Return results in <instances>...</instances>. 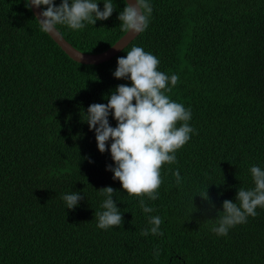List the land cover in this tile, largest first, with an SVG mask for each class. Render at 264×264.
Segmentation results:
<instances>
[{"label":"trees","instance_id":"trees-1","mask_svg":"<svg viewBox=\"0 0 264 264\" xmlns=\"http://www.w3.org/2000/svg\"><path fill=\"white\" fill-rule=\"evenodd\" d=\"M112 2L109 19L57 31L80 52L106 51L125 34L117 17L126 2ZM149 3L143 33L109 61L83 65L40 30L25 0H0V264H264V208L227 236L211 231L222 202L254 187L250 168L264 169V0ZM133 46L179 76L168 95L191 110L194 129L164 165L158 199H145L151 214L113 180L110 153L86 123L89 105L131 85L113 72ZM106 186L123 224L102 230L95 213ZM71 192L84 196L73 210L62 199ZM149 215L161 217L162 236L140 235Z\"/></svg>","mask_w":264,"mask_h":264},{"label":"clouds","instance_id":"clouds-1","mask_svg":"<svg viewBox=\"0 0 264 264\" xmlns=\"http://www.w3.org/2000/svg\"><path fill=\"white\" fill-rule=\"evenodd\" d=\"M98 3L99 0H61L56 6L54 0H25V7L29 10L44 7L35 20L41 31L52 35L56 33L57 25L80 31L86 23L95 25L97 20L109 19L116 10L112 0H103V10ZM152 11L149 0H132L125 3L117 18L125 33L135 35L148 28ZM116 63L114 78L129 80L131 85H118L107 97L106 104L89 105L86 123L89 130L94 131L98 151L104 153L107 150L110 153L114 166H108L106 170L113 173V180H118L122 190L139 200L143 213L151 214L154 208L147 205L145 199H158L164 165L176 163L177 151L191 139L194 132L188 123L191 110L170 99L168 93L179 83V76L160 71V61L155 55L133 46L126 56L118 57ZM110 114L116 121L115 127L109 123ZM250 173L254 187L248 190L239 188L235 203L228 199L222 202L220 212L223 215L217 226L211 229L217 236H227L231 228L246 223L248 217L254 218L257 208H264V169L254 165ZM173 175L176 183L180 184L182 177L179 171ZM99 192L105 199L101 204L103 211L95 213L97 227L102 230L120 227L123 216L113 200L116 191L106 186ZM200 197L209 200L207 191ZM62 199L66 208L73 210L84 196L71 192ZM148 223L151 227L142 230L140 235H163L161 217L149 215ZM159 255L157 248L154 256Z\"/></svg>","mask_w":264,"mask_h":264},{"label":"water","instance_id":"water-1","mask_svg":"<svg viewBox=\"0 0 264 264\" xmlns=\"http://www.w3.org/2000/svg\"><path fill=\"white\" fill-rule=\"evenodd\" d=\"M126 3L132 2V0H124ZM43 11L42 8L33 7L31 9L35 18L39 16V12ZM49 35V34H48ZM138 34L125 33L119 38L109 49L99 54H86L75 49L70 43H68L62 35L56 31V33L49 35V37L58 45V47L74 62L83 65H98L100 63L109 61L115 57L124 48H126Z\"/></svg>","mask_w":264,"mask_h":264}]
</instances>
